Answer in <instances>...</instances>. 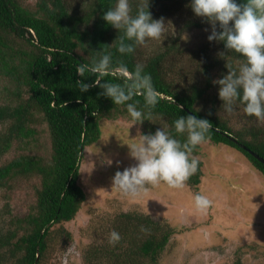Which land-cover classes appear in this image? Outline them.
<instances>
[{
	"label": "trees",
	"instance_id": "obj_1",
	"mask_svg": "<svg viewBox=\"0 0 264 264\" xmlns=\"http://www.w3.org/2000/svg\"><path fill=\"white\" fill-rule=\"evenodd\" d=\"M86 1L85 9L77 11L69 9L66 0H38V9L31 11L19 0H0V159L14 144L20 152L0 165V189L18 176L28 183L32 194L26 215L13 216L10 209L6 213L10 227L0 229V264L13 260L14 264H41L52 228L74 220L85 201L86 193L79 183L80 166L84 150L101 137V120L130 117L124 105H115L102 94L99 85L91 86L98 78L95 74L85 73L81 77L76 73L77 64L90 63L95 51L111 52L114 66L124 63L130 71L135 64L142 63L151 74L160 93L157 105L145 108L142 96L133 98L139 101V108L149 113L147 120L139 123L142 133H154L167 123L168 130L177 135L172 124L179 116L191 114L207 119L212 123L207 142L236 148L264 176V163L239 145L264 159V125L236 131L213 108L205 110L197 106L198 101L208 96L215 102L217 95L213 90L219 86L213 81L227 73L226 65L238 69L241 62L238 53L227 52L218 41L200 47L202 81L185 85L180 79L170 78L163 59L167 52L157 53L145 62L138 60L139 45L131 54L118 53L115 39L122 32L103 19V13L115 0ZM139 3L140 0L132 4L133 13ZM190 3L191 0H150L149 11L153 19H159L181 8H190ZM206 22L195 15L185 26L202 28ZM221 52L225 53L223 57ZM82 79L90 85L84 93L76 84ZM105 81L123 83L124 78L113 71L100 83ZM246 116L251 121L257 119ZM186 136L185 133L177 138L183 141ZM199 148L200 145L192 153L196 158ZM198 161V170L185 182L194 188L202 176V161ZM131 214L120 215V219L148 224V228L151 225L152 230L137 245L131 243L135 250H124L123 256L122 253L109 256V264H156L171 231L162 229L163 225L156 224L159 222ZM129 226H116L121 234L120 243ZM59 230L71 238L66 230L61 227ZM85 258L89 260L88 255ZM232 264H241V260Z\"/></svg>",
	"mask_w": 264,
	"mask_h": 264
},
{
	"label": "rangeland",
	"instance_id": "obj_2",
	"mask_svg": "<svg viewBox=\"0 0 264 264\" xmlns=\"http://www.w3.org/2000/svg\"><path fill=\"white\" fill-rule=\"evenodd\" d=\"M85 1L66 0V3L69 9L82 11ZM19 2L31 11L38 9V0ZM136 2L131 0V4ZM192 17L195 14L190 8H181L164 17L172 23L169 33L164 40H148L139 45L138 60L145 62L157 53L167 52L163 59L170 78L180 79L185 85L202 81L199 49L210 42L207 37L211 25L206 22L202 28L187 29L186 21ZM1 94L0 91V100ZM213 94L217 95L215 102L208 96L198 101L197 106L205 110L213 108L232 129L243 131L250 126L264 125V121L249 120L240 106L233 113H226L220 109L218 90H213ZM100 125L101 137L84 150L80 166L79 183L86 193L85 201L74 220L52 228L41 264H109L112 254L123 256L124 250H135L131 243L137 245L152 226L120 219V215L131 213L159 222L156 224L163 225L162 229L171 231L156 264H232L236 259L241 264H264V176L243 153L228 145L203 143L197 155L202 161V176L196 188L186 183L183 188H171L162 182L149 186L148 191L133 199L113 188L112 178L117 171L136 164L127 144L135 142L132 139L138 130L142 133V128L133 124L130 117L103 119ZM17 151L14 144L2 155L0 165L13 159L20 153ZM197 192L213 201L206 212L195 210L193 197ZM30 203L32 194L28 183L18 176L9 180L0 189V229L10 227L5 220L9 209L13 216L23 217ZM129 224L128 234L121 243H108L112 230L120 233L116 226L122 228ZM137 225H143L148 231H141ZM87 255L89 260L85 258Z\"/></svg>",
	"mask_w": 264,
	"mask_h": 264
},
{
	"label": "clouds",
	"instance_id": "obj_3",
	"mask_svg": "<svg viewBox=\"0 0 264 264\" xmlns=\"http://www.w3.org/2000/svg\"><path fill=\"white\" fill-rule=\"evenodd\" d=\"M150 0H140L135 13L131 0H115L113 6L103 13L108 25L122 32L117 36V51L131 54L135 47L148 40H164L169 33L171 21L165 18L153 19L149 11ZM190 8L197 17L204 18L211 25L207 39L222 42L227 52L238 53L241 62L237 68H230L221 78L214 80L218 85V97L222 101L220 109L233 113L237 106H243L248 116L264 121V0H191ZM219 26V31L217 30ZM90 63H78L76 73L83 77L85 73L95 74L98 78L93 85H99L102 94L115 105H124L133 124L147 120L149 113L137 105L136 95L143 97L145 108H154L159 102L160 93L155 88L145 65L135 64L130 71L120 63L114 66L111 52L104 50L93 52ZM223 57L225 53L221 52ZM118 72L123 83L105 81L100 83L109 72ZM81 93L87 92L90 85L83 79L76 81ZM172 127L177 135L168 130L165 123L154 133H141L138 130L135 142L127 144L130 156L136 161L134 166L117 171L112 178L113 188L123 196L137 198L142 192L162 182L171 188H183L188 178L198 170L199 161L192 155L194 149L210 139L212 123L195 115L179 116ZM187 134L181 141L178 135ZM111 160L108 161L111 164ZM195 210L206 212L213 201L205 194L197 192L194 197ZM141 231H148L143 225ZM120 233L112 230L108 243L117 244Z\"/></svg>",
	"mask_w": 264,
	"mask_h": 264
},
{
	"label": "water",
	"instance_id": "obj_4",
	"mask_svg": "<svg viewBox=\"0 0 264 264\" xmlns=\"http://www.w3.org/2000/svg\"><path fill=\"white\" fill-rule=\"evenodd\" d=\"M243 149H245L246 151H248V153L250 155H252L253 157H255L256 159H258L260 162L264 163V159L262 157H260L257 153H255L254 151L248 149L245 145L243 144H239Z\"/></svg>",
	"mask_w": 264,
	"mask_h": 264
}]
</instances>
